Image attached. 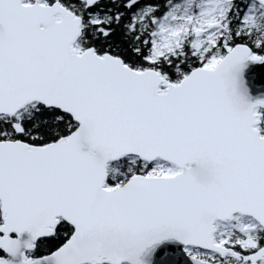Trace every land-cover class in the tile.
I'll return each instance as SVG.
<instances>
[{"label": "snow or ice", "instance_id": "snow-or-ice-1", "mask_svg": "<svg viewBox=\"0 0 264 264\" xmlns=\"http://www.w3.org/2000/svg\"><path fill=\"white\" fill-rule=\"evenodd\" d=\"M0 264H264V0H0Z\"/></svg>", "mask_w": 264, "mask_h": 264}]
</instances>
